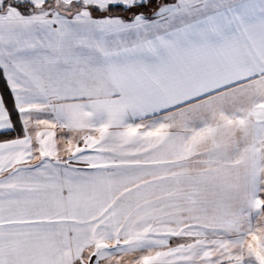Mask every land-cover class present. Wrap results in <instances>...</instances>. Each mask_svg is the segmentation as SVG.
Wrapping results in <instances>:
<instances>
[{"label": "snow or ice", "instance_id": "snow-or-ice-1", "mask_svg": "<svg viewBox=\"0 0 264 264\" xmlns=\"http://www.w3.org/2000/svg\"><path fill=\"white\" fill-rule=\"evenodd\" d=\"M0 264H264V0H0Z\"/></svg>", "mask_w": 264, "mask_h": 264}]
</instances>
